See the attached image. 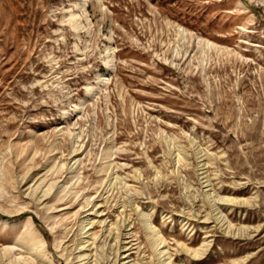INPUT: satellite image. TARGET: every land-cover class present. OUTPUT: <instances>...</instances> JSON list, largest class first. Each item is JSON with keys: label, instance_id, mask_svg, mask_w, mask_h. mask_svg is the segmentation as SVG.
Returning <instances> with one entry per match:
<instances>
[{"label": "rangeland", "instance_id": "obj_1", "mask_svg": "<svg viewBox=\"0 0 264 264\" xmlns=\"http://www.w3.org/2000/svg\"><path fill=\"white\" fill-rule=\"evenodd\" d=\"M123 220L264 264V0H0V264H120Z\"/></svg>", "mask_w": 264, "mask_h": 264}, {"label": "bare ground", "instance_id": "obj_2", "mask_svg": "<svg viewBox=\"0 0 264 264\" xmlns=\"http://www.w3.org/2000/svg\"><path fill=\"white\" fill-rule=\"evenodd\" d=\"M182 35H185L184 32H181ZM219 201H215V199H212L211 201H213L212 204L216 205L215 203L219 204H224V205H231L232 207H238V205H236L237 199L235 203H229L230 201H234V199H226V198H217ZM241 202V201H240ZM214 207V206H213ZM212 207V208H213ZM219 207V206H218ZM217 207V208H218ZM214 208L210 211L209 214H207L204 217V220L202 221L203 224L207 225V223H211V222H217L220 223L221 221H223L222 219L218 222V220L220 219V216L216 217L213 216L212 213L217 209ZM217 215V214H215ZM124 220L121 224L118 225L117 227V231H116V235H115V246L116 248V252L117 254V258H121V263L120 264H131V257H132V249H134V245L135 243H132V241L134 239H132L133 235H130L129 229L127 231L126 228L129 226V224H124ZM229 225V224H228ZM148 227L150 229V232H152V234L154 235V251L156 252V256L158 257L159 260H161V258L165 257L167 255V248H164V244H165V240L163 239V237L158 233V231L154 228V226L151 225V223H148ZM230 227V226H229ZM111 230V229H110ZM123 231H125V233H123ZM110 236V231H109V235ZM206 242L202 243V245L200 246V248H198L197 250H193L191 253L194 257H198V258H202L205 254L206 251L208 250V243L205 244ZM138 248V247H136ZM122 249V250H120ZM120 252V253H119ZM116 264L119 263V261L115 262ZM114 263V264H115ZM161 264H174L170 261V255H167V257L163 258L161 260Z\"/></svg>", "mask_w": 264, "mask_h": 264}]
</instances>
